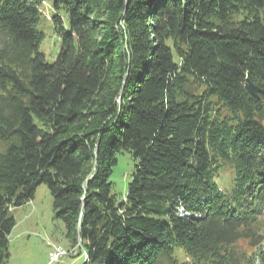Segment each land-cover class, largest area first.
<instances>
[{
	"label": "trees",
	"instance_id": "obj_1",
	"mask_svg": "<svg viewBox=\"0 0 264 264\" xmlns=\"http://www.w3.org/2000/svg\"><path fill=\"white\" fill-rule=\"evenodd\" d=\"M42 2L0 0V264L40 183L82 264H264V0H53L52 61Z\"/></svg>",
	"mask_w": 264,
	"mask_h": 264
},
{
	"label": "rangeland",
	"instance_id": "obj_2",
	"mask_svg": "<svg viewBox=\"0 0 264 264\" xmlns=\"http://www.w3.org/2000/svg\"><path fill=\"white\" fill-rule=\"evenodd\" d=\"M52 2L53 0H43L40 6L43 12L40 27L44 32V38L40 42L39 49L44 52L48 61L55 58L60 45V38L53 28L50 16L58 12L64 18V23H67L63 8L54 9ZM132 170L133 160L130 153L126 150L117 152L116 162L110 174L112 191L117 199L125 197ZM232 177L233 169L226 165L219 171L215 181L222 188H229ZM11 213L15 218V225L8 236L7 264H82V254L67 253L58 262L51 261L49 258L51 248L60 246L71 250L72 245L66 237L63 223L54 217L52 197L46 184H38L32 199L14 206ZM262 224L264 226V217ZM240 245L249 249L246 241L240 242Z\"/></svg>",
	"mask_w": 264,
	"mask_h": 264
},
{
	"label": "water",
	"instance_id": "obj_3",
	"mask_svg": "<svg viewBox=\"0 0 264 264\" xmlns=\"http://www.w3.org/2000/svg\"><path fill=\"white\" fill-rule=\"evenodd\" d=\"M244 87L246 92L254 98H259V94L262 92V89L253 83L249 78H246Z\"/></svg>",
	"mask_w": 264,
	"mask_h": 264
},
{
	"label": "built area",
	"instance_id": "obj_4",
	"mask_svg": "<svg viewBox=\"0 0 264 264\" xmlns=\"http://www.w3.org/2000/svg\"><path fill=\"white\" fill-rule=\"evenodd\" d=\"M67 253H68V250H66L65 248H62V249H52L51 248V250L49 251V258L51 261H59Z\"/></svg>",
	"mask_w": 264,
	"mask_h": 264
},
{
	"label": "bare ground",
	"instance_id": "obj_5",
	"mask_svg": "<svg viewBox=\"0 0 264 264\" xmlns=\"http://www.w3.org/2000/svg\"><path fill=\"white\" fill-rule=\"evenodd\" d=\"M53 249H62V247H60V246H55ZM83 254H84V258H86V255H85L84 252H83Z\"/></svg>",
	"mask_w": 264,
	"mask_h": 264
}]
</instances>
